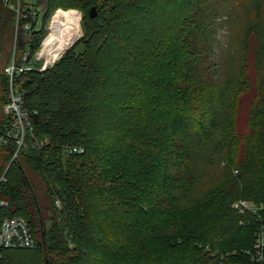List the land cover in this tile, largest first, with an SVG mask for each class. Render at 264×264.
<instances>
[{"label": "trees", "instance_id": "obj_1", "mask_svg": "<svg viewBox=\"0 0 264 264\" xmlns=\"http://www.w3.org/2000/svg\"><path fill=\"white\" fill-rule=\"evenodd\" d=\"M242 3L37 0L22 30L23 0L17 15L0 0V47L10 35L36 51L58 8L83 20L51 65L17 77L32 130L16 160L0 145V216L24 218L34 244L0 249V264H249L264 224V7ZM5 92L0 71V130Z\"/></svg>", "mask_w": 264, "mask_h": 264}, {"label": "built area", "instance_id": "obj_2", "mask_svg": "<svg viewBox=\"0 0 264 264\" xmlns=\"http://www.w3.org/2000/svg\"><path fill=\"white\" fill-rule=\"evenodd\" d=\"M4 5L15 12L19 11V0L11 3L9 0H2ZM37 0H23V5L28 8L30 21H25L21 29L28 30L31 21H35ZM58 57V56H57ZM42 57L40 49L30 53L27 48L17 50L16 38H13L10 54L5 60L1 72L6 79V92L4 101L1 105V114L6 118L5 124L0 130V145L6 144L8 141L13 143V149L10 154L9 161L16 160L19 151L24 148L25 140L31 137V114L24 106L22 101V91L16 84L17 77L26 70L36 69L43 70L51 65ZM41 60V64L35 67L33 63ZM67 152H80V148L69 147ZM3 175L0 181H3ZM5 206V202L0 200V208ZM230 207L237 213L249 212L256 214L259 207L254 203L236 199L231 202ZM34 239L26 220L17 215L0 216V249L2 248H31ZM249 255V264H264V224H260L254 233L253 249L246 252Z\"/></svg>", "mask_w": 264, "mask_h": 264}, {"label": "rangeland", "instance_id": "obj_3", "mask_svg": "<svg viewBox=\"0 0 264 264\" xmlns=\"http://www.w3.org/2000/svg\"><path fill=\"white\" fill-rule=\"evenodd\" d=\"M242 1H243V3H245L247 0H242ZM261 2H262L263 7H264V0H261ZM243 3H242V5H243ZM41 7H42V5H39L38 6V8H41ZM242 9L243 8H241V10H240L241 11L240 14H241V18H242L241 19V23H242L243 19H245V18H247V23L252 22V13L249 11L247 13L248 15H245L244 16V14L242 12ZM55 10L56 11L59 10V12L57 14V17H56L55 21L52 23L51 27L49 28L48 27V23H49V20L51 19L52 15L56 12ZM55 10H53L51 12V14L49 15V17L47 18V20L45 22V25H44V33H43V36H42V38H41V40L39 42L38 50L39 49L41 50V48L44 45V42L51 35V33L54 30L55 25L57 24V22L59 21V19L60 20L62 19V17H67L68 16V17H70L71 19H73L75 21V25L77 26L76 27L77 29H76V35L74 37V41L76 39H78L79 37H81L82 34H83V31H82L83 20H82L81 12L79 10L74 9V8H70V9H61V8H58V9H55ZM78 16H79V19H78ZM78 24H79V28H80L79 29V32H78ZM241 30L242 29L239 26L236 28L235 33L238 36V38L241 36ZM224 34H225V28H223V27H217L216 33H215L216 40L219 41L220 43H224V40H225ZM3 37L4 36L1 37V47H0V71H1V68H2L5 60L7 59V57L10 54V50H11L12 42H13V38L12 37L10 38V35H8V38L7 39H4ZM261 39L264 40V31H262V33H261ZM74 41L72 40L71 44L66 49H68L74 43ZM66 49H64L61 52V54ZM59 56H60V54H59ZM42 57H43V54H42ZM56 59H54L53 61H55ZM39 64H41V60L36 61L34 66H37L38 67ZM33 184H34L35 189L40 192L41 189H40L38 180H36L34 178Z\"/></svg>", "mask_w": 264, "mask_h": 264}, {"label": "bare ground", "instance_id": "obj_4", "mask_svg": "<svg viewBox=\"0 0 264 264\" xmlns=\"http://www.w3.org/2000/svg\"><path fill=\"white\" fill-rule=\"evenodd\" d=\"M76 27L75 21L68 16L59 19L53 32L40 50L46 62L50 63L56 59L71 44L76 35Z\"/></svg>", "mask_w": 264, "mask_h": 264}]
</instances>
